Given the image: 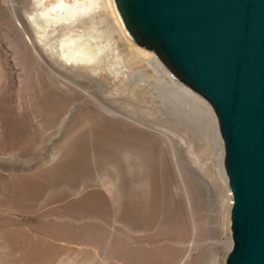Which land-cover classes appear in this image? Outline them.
<instances>
[{
    "label": "rangeland",
    "instance_id": "1",
    "mask_svg": "<svg viewBox=\"0 0 264 264\" xmlns=\"http://www.w3.org/2000/svg\"><path fill=\"white\" fill-rule=\"evenodd\" d=\"M157 58L114 0H0V264H225L218 121Z\"/></svg>",
    "mask_w": 264,
    "mask_h": 264
},
{
    "label": "water",
    "instance_id": "2",
    "mask_svg": "<svg viewBox=\"0 0 264 264\" xmlns=\"http://www.w3.org/2000/svg\"><path fill=\"white\" fill-rule=\"evenodd\" d=\"M133 42L212 107L232 194L225 264H264V0H114Z\"/></svg>",
    "mask_w": 264,
    "mask_h": 264
},
{
    "label": "bare ground",
    "instance_id": "3",
    "mask_svg": "<svg viewBox=\"0 0 264 264\" xmlns=\"http://www.w3.org/2000/svg\"><path fill=\"white\" fill-rule=\"evenodd\" d=\"M121 19V18H120ZM158 60H159V58H157ZM160 61V60H159ZM159 63V62H158ZM160 63L162 64V66H163V68L165 69V71L167 72V74H168V76H169V78H170V81H174L176 84H178V85H181V86H183V87H185L186 88V86L160 61ZM160 63H159V65H160ZM159 65L156 63V62H153V66H154V68H155V70H156V72L159 74V76L160 77H163V78H165V79H167L168 77H165L164 76V73H162V71H161V69H160V67H159ZM162 68V69H163ZM140 76V75H139ZM141 77V76H140ZM172 81V82H173ZM183 93H185V94H188L187 92H185V91H182ZM167 95V94H166ZM166 98H168V99H170V100H172L171 102H173V104H175V102L177 101V99H176V97H174L173 95H171V94H169V95H167V96H165ZM173 111V110H172ZM219 135H220V133H218V130H217V127H216V129H215V132H214V143H215V145H216V147L218 148V150H220L221 151V146H220V138H219ZM218 174H219V176H220V178L222 179V181L224 182V183H226V174H225V172H224V166H223V164H222V161L220 160L219 161V167H218Z\"/></svg>",
    "mask_w": 264,
    "mask_h": 264
}]
</instances>
